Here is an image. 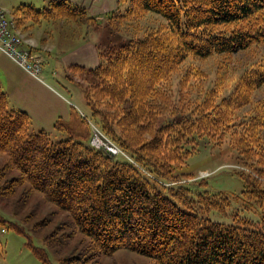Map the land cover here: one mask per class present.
I'll return each mask as SVG.
<instances>
[{
  "label": "trees",
  "instance_id": "1",
  "mask_svg": "<svg viewBox=\"0 0 264 264\" xmlns=\"http://www.w3.org/2000/svg\"><path fill=\"white\" fill-rule=\"evenodd\" d=\"M129 1L123 18L151 13L166 26L131 39L106 57L99 54L96 82L83 93L103 134L134 163L72 139L53 143L43 131L30 134L29 115L10 110L0 86V155L7 157L5 170L19 173L9 185L26 183L67 212L101 255L129 250L154 264H264V189L257 179L238 175L244 191L234 200L243 201L246 209L257 205L261 221L234 225L184 211L170 197L187 190L169 186L198 140L217 146L228 141L245 164L264 173V98L252 103L248 114H236L264 83V65L244 70L229 95H221L216 83L203 89L200 98L188 100L186 108L173 102L171 84L190 58H227L264 39V0ZM14 14L38 26L75 21L85 10L52 0L41 10L21 5ZM190 74L198 81L203 77L198 69ZM177 114L189 117L175 122ZM62 126L60 119L54 124ZM231 200L207 192L197 198L205 211L220 213H226ZM5 222L0 217V226Z\"/></svg>",
  "mask_w": 264,
  "mask_h": 264
},
{
  "label": "rangeland",
  "instance_id": "2",
  "mask_svg": "<svg viewBox=\"0 0 264 264\" xmlns=\"http://www.w3.org/2000/svg\"><path fill=\"white\" fill-rule=\"evenodd\" d=\"M47 4V0H0V8L13 20L19 34L29 42L27 48L37 55L42 66L41 83L34 77L23 80V74H16V78L22 80L21 88L13 90L10 94L11 79L6 80L2 74V90L8 94V108L25 113L31 111L30 134L43 131L53 143L72 139L84 145L90 144L89 146L111 155L117 146L101 131L83 93L86 87L95 84V69L74 68L73 65L62 64L66 50H60L61 46L65 48L91 36L96 44L98 57L99 54L106 57L108 53L117 50V47L131 39L141 38L152 29L165 27L166 21L151 13L134 19L123 18L130 8L129 0L121 2L114 15L98 19L83 16L75 21L60 19L42 22V27L41 24L32 25L28 19L21 20L14 14L21 5L41 10ZM31 30L38 31L41 37L51 39L42 45H47L46 48L50 49L52 44H56L55 50L51 53L40 51L39 55L28 38L36 32L26 34ZM256 65H264V39L251 45L248 50H242L227 58L216 55L205 59L190 58L181 67L180 72L172 77L175 98L173 102L177 107L186 108L188 100L200 98L203 89H211L216 83L219 84L217 88L221 95L227 96L232 92L242 72ZM192 69H198L203 75L200 81L190 76ZM187 79L189 82H185ZM23 92L27 94V99L22 97ZM178 93H182L180 99L177 98ZM249 96L250 102L236 111L238 116L248 114L251 104L264 98V83L252 90ZM34 102H38L36 112L31 110V104L34 105ZM123 107L127 110L128 106ZM41 112L45 115L51 112L53 118L45 120L39 114ZM185 117L189 115L177 114L173 120L181 122ZM59 119L64 126L56 129L54 124ZM95 138L99 142H96ZM145 138L150 137L146 135ZM195 144L194 149L188 147V157L175 169L176 182L169 184L176 192L180 189L187 192L178 191L175 193L176 197H170L167 192L165 194L184 211L212 222L224 225H234L238 220L260 222L262 210L254 204L246 209L243 201H235L234 196H241L244 191V185L238 175H252L264 189V173L258 174L255 165L250 167L245 164L228 141H224L220 146L206 140H198ZM116 154V159H128L134 163L125 153ZM6 160L5 155H0V217L6 221L4 226H0V264H154L152 259L129 250H118L111 256L96 253L90 239L80 233L67 212L47 201L43 194L30 189L26 183L19 186L16 183L9 185L11 180L19 178V173L5 170ZM260 169L264 172V167ZM205 192L228 195L232 200L226 213L202 209L203 206L197 202V198ZM179 196H182L183 200Z\"/></svg>",
  "mask_w": 264,
  "mask_h": 264
},
{
  "label": "crops",
  "instance_id": "3",
  "mask_svg": "<svg viewBox=\"0 0 264 264\" xmlns=\"http://www.w3.org/2000/svg\"><path fill=\"white\" fill-rule=\"evenodd\" d=\"M47 1L49 2L52 0H47ZM54 1H68L78 7L83 8L85 10V16L90 17V18H95V19L101 18L102 16L107 15V14H111L112 12L116 11L120 7L118 0H54ZM41 27H42V24H41ZM34 31L36 32L34 36L32 37L30 35L29 36L27 35V36L29 40L32 42L35 51L39 55H40L39 53L40 51H46L48 53H51L53 50H55V48L57 47L56 44H52L51 45L52 47L50 49L46 48L47 45L46 46L42 45V44L45 45V43H48L49 40L51 39H47L46 36L41 37L38 34V31L36 30ZM34 31L31 30L30 32H27L26 34L35 33ZM37 34L39 36H37ZM24 36H26L25 33H24ZM60 50H66V53L63 55V58H62V64L64 65H70V66L73 65L74 68H81V69L92 68L93 70V69H96V67L99 64L97 47L91 36H87L85 39H80L79 41L72 44L71 46H67L65 48H62L61 46ZM70 50L72 51L68 53ZM2 74L5 76L6 80L11 79L9 83H10V88L12 89H9L10 91L8 94H10L13 90L21 88L20 85L22 83V80H19V78L17 79L16 74L17 75L23 74V80H26V79L28 80L31 77L28 74H26L20 67H18L5 54L0 52V86L1 88L4 85L3 83L4 81H2L3 80ZM25 90L27 91L28 88L26 87ZM21 95L24 99H27V94L25 92H23ZM31 105H32L31 110L36 112L38 108L37 107L38 102H34V105L33 104ZM27 114L30 116V114L32 113L31 111H27ZM39 114L41 115V117H44L45 120H49V119L51 120V118H53V113L51 112H48L47 115H45L44 112H41Z\"/></svg>",
  "mask_w": 264,
  "mask_h": 264
},
{
  "label": "built area",
  "instance_id": "4",
  "mask_svg": "<svg viewBox=\"0 0 264 264\" xmlns=\"http://www.w3.org/2000/svg\"><path fill=\"white\" fill-rule=\"evenodd\" d=\"M28 43L16 30L13 20L7 17L6 13L0 8V51L25 73L42 82L40 77L42 72L41 62L38 60L37 55L27 48ZM95 141L99 142L96 138ZM117 152L116 149L112 153Z\"/></svg>",
  "mask_w": 264,
  "mask_h": 264
}]
</instances>
